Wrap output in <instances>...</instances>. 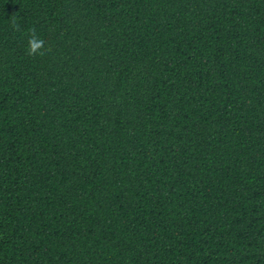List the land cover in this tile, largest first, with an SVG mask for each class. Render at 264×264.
I'll use <instances>...</instances> for the list:
<instances>
[{
  "label": "trees",
  "instance_id": "1",
  "mask_svg": "<svg viewBox=\"0 0 264 264\" xmlns=\"http://www.w3.org/2000/svg\"><path fill=\"white\" fill-rule=\"evenodd\" d=\"M0 264H264V0H0Z\"/></svg>",
  "mask_w": 264,
  "mask_h": 264
},
{
  "label": "clouds",
  "instance_id": "2",
  "mask_svg": "<svg viewBox=\"0 0 264 264\" xmlns=\"http://www.w3.org/2000/svg\"><path fill=\"white\" fill-rule=\"evenodd\" d=\"M13 26L18 30L19 25L17 24L15 18L12 21ZM28 40H27V54L29 56H35V55H40L43 56L45 54V45H46V40L42 37L39 36L35 30V28L29 29L28 30ZM42 49H45L42 51Z\"/></svg>",
  "mask_w": 264,
  "mask_h": 264
}]
</instances>
